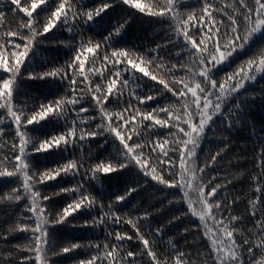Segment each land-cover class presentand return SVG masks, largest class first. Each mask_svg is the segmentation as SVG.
<instances>
[{"label":"snow or ice","instance_id":"obj_1","mask_svg":"<svg viewBox=\"0 0 264 264\" xmlns=\"http://www.w3.org/2000/svg\"><path fill=\"white\" fill-rule=\"evenodd\" d=\"M145 20L163 42L123 46ZM260 81L264 0H0V264H264ZM33 82L55 95L20 103Z\"/></svg>","mask_w":264,"mask_h":264},{"label":"trees","instance_id":"obj_2","mask_svg":"<svg viewBox=\"0 0 264 264\" xmlns=\"http://www.w3.org/2000/svg\"><path fill=\"white\" fill-rule=\"evenodd\" d=\"M18 18L13 17L11 14L8 15L7 20L9 23H12L13 26L15 25V22ZM166 25H162L159 23H154L150 21H137V23L133 24L127 31L128 34L127 36L124 37V44L123 46L125 47H131L133 45L140 46L141 48L148 46H154L155 43L157 42H163L164 38V31L166 29ZM89 35H92L89 33ZM68 36V33L65 32L62 35L59 36L60 40L66 39ZM96 39H99V37H96ZM69 55V50L67 48H64L62 45H58L57 47H48L47 50H45L44 47H42L41 52L39 57L37 58L36 63H44L47 62L48 66H51L52 64H63L66 59H68ZM87 67V65H86ZM260 83H264V81H260ZM256 87H259V84L256 85ZM48 96L49 99L52 98L53 95H55V89L51 88L49 85L44 84L43 82H33L29 84L26 87L25 94L22 95L19 98L20 103H28L31 105L36 98L39 99H44L45 96ZM46 102V101H45ZM255 111V118L259 121L260 117L262 114H264V109H261L259 105L254 109ZM31 127V126H30ZM34 135H39V133H34ZM242 137L245 139H248L249 144L251 145L252 140L251 137L247 136L244 133L240 134ZM95 147V145L93 146ZM250 157L253 155L251 147L249 148V151L247 153ZM39 156L40 154H36ZM105 155H107L105 153ZM44 163H47V166L52 167L54 166V158H48L46 162L41 163V167H43ZM244 166L248 169L251 168L252 161H243L242 162ZM52 187L48 189V192H52L55 190H58L56 187V182L55 181H49L48 182ZM247 185L248 181L247 180H242L241 182L238 183V188L242 187L245 190H247ZM68 186V185H64ZM104 188L107 186L104 185ZM98 190H103L101 188V185H97ZM57 201H60L56 205L57 208L63 206L62 198L61 197H56L55 198ZM171 214V213H167ZM3 217L0 216V220H2ZM6 227V226H3ZM59 228V231L55 234L56 239L59 243L63 244L65 242H81V243H86L88 241H93V240H102L104 233L100 230L97 229L96 231H92L90 229H72L71 227L68 226H57ZM119 225H117V228L119 229ZM182 227L181 224L177 225V228ZM127 230V227L125 228ZM176 229H173L171 232H169V236H174L175 235ZM168 237H165L164 239L166 240ZM11 243H20L23 240V237H20L19 239L16 238H10ZM3 245H0L2 247ZM10 246V245H9ZM77 253H69L65 254L64 257L57 258L61 261V264H74L75 260L77 259H85L87 258V252L84 249L77 250Z\"/></svg>","mask_w":264,"mask_h":264}]
</instances>
